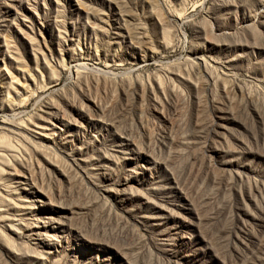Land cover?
Returning <instances> with one entry per match:
<instances>
[{
    "label": "rangeland",
    "instance_id": "obj_1",
    "mask_svg": "<svg viewBox=\"0 0 264 264\" xmlns=\"http://www.w3.org/2000/svg\"><path fill=\"white\" fill-rule=\"evenodd\" d=\"M0 264H264V0H0Z\"/></svg>",
    "mask_w": 264,
    "mask_h": 264
}]
</instances>
